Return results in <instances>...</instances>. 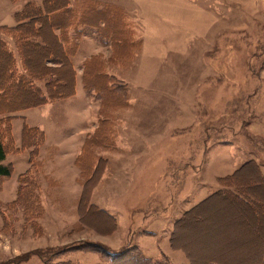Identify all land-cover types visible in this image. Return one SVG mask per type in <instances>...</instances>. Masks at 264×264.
Masks as SVG:
<instances>
[{"label": "rangeland", "instance_id": "rangeland-1", "mask_svg": "<svg viewBox=\"0 0 264 264\" xmlns=\"http://www.w3.org/2000/svg\"><path fill=\"white\" fill-rule=\"evenodd\" d=\"M28 1L0 0V26ZM96 1L123 9L130 31L112 42L85 28L74 95L12 120L22 150L3 162L0 264H183V249L198 264L255 258L264 218L238 203L217 197L176 221L239 189L240 175L225 180L241 161H264V0ZM94 53L89 74L118 87L104 107L81 83ZM23 122L45 134L34 165Z\"/></svg>", "mask_w": 264, "mask_h": 264}, {"label": "trees", "instance_id": "trees-1", "mask_svg": "<svg viewBox=\"0 0 264 264\" xmlns=\"http://www.w3.org/2000/svg\"><path fill=\"white\" fill-rule=\"evenodd\" d=\"M15 16V25L0 26V33L13 39L17 53L15 55L6 39L0 36V179L9 178L12 174L11 165L3 164L7 156L18 154L22 150L15 148L12 137L11 123L18 118L17 114L43 107L50 102L66 100L74 95L78 80L74 58L81 39L86 34L85 28L95 30L101 39L112 42L118 31L121 32L124 28L125 31H130L123 9L96 0L75 3L71 0H43L41 4L31 0ZM126 47L131 48L128 45ZM121 54L123 48L119 49L117 56ZM98 57L96 54L83 61L81 83L87 92L96 93L104 107L109 96L114 98V93H118V87L113 78L103 70L89 74V63ZM21 119L25 120L23 117ZM107 120L108 117H104L103 121ZM98 132L99 129H96L90 142L95 143ZM21 136L22 148L31 149L30 161L34 165L45 134L40 128L23 122ZM88 140L89 138L86 142ZM239 175L241 181L240 168L225 181L237 179ZM219 192L235 195L237 199H233L239 201L240 188ZM213 196H218V193L210 198ZM207 200L203 201L204 205L212 199ZM203 204L186 212L176 225L185 221L186 217Z\"/></svg>", "mask_w": 264, "mask_h": 264}, {"label": "crops", "instance_id": "crops-1", "mask_svg": "<svg viewBox=\"0 0 264 264\" xmlns=\"http://www.w3.org/2000/svg\"><path fill=\"white\" fill-rule=\"evenodd\" d=\"M135 37L136 35L134 34V39L133 38L132 39L135 40L136 39ZM134 44L135 43L130 45L132 49H134ZM94 55L96 54L95 53L91 54L89 57H92ZM80 72L82 74V70H80ZM238 168H240V174H241V184H240V193H239L240 202L233 199V198H236L235 195H228L225 192L224 193L219 192L218 190L208 195L207 198L202 199L199 202H197L194 206H192V208L198 207L200 206V204L205 203L208 198L215 200L217 197H223V198L226 197L224 199L229 200L231 202L238 203L240 205V208L244 211L246 210L248 214H250V216L252 214L256 215L258 217V221L260 222V218H264V161L259 160V159L256 160L253 158H250V159L247 158L241 161L240 166ZM217 193H218V196H213L210 198V196L217 194ZM205 205L203 204V206ZM203 206H201L200 208H202ZM189 210H186L183 215H185V213L188 212ZM183 215H181V217H179L176 222H178L183 217ZM260 240H261V246L258 251L259 255L256 256L255 258H252L251 256L249 258L247 256L246 261L243 264H264V236L261 237ZM181 252L184 254V257H185L184 259L185 263L183 264H198L194 256H192L187 250L183 249V251ZM208 264H220V261L210 260Z\"/></svg>", "mask_w": 264, "mask_h": 264}]
</instances>
